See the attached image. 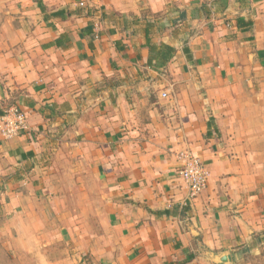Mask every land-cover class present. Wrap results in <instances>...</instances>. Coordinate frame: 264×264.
<instances>
[{
    "label": "crops",
    "instance_id": "crops-1",
    "mask_svg": "<svg viewBox=\"0 0 264 264\" xmlns=\"http://www.w3.org/2000/svg\"><path fill=\"white\" fill-rule=\"evenodd\" d=\"M13 106L0 235L28 264H264V0H0Z\"/></svg>",
    "mask_w": 264,
    "mask_h": 264
},
{
    "label": "built area",
    "instance_id": "built-area-1",
    "mask_svg": "<svg viewBox=\"0 0 264 264\" xmlns=\"http://www.w3.org/2000/svg\"><path fill=\"white\" fill-rule=\"evenodd\" d=\"M84 7V2L79 3ZM163 98L166 93H162ZM27 116L18 107H10L0 116V139L11 140L27 131ZM180 166L177 171L180 180L187 188L189 198L197 196L207 188L209 173L205 164L191 152L185 151L178 155Z\"/></svg>",
    "mask_w": 264,
    "mask_h": 264
},
{
    "label": "rangeland",
    "instance_id": "rangeland-1",
    "mask_svg": "<svg viewBox=\"0 0 264 264\" xmlns=\"http://www.w3.org/2000/svg\"><path fill=\"white\" fill-rule=\"evenodd\" d=\"M1 222V219H0ZM5 239V240H4ZM29 258L17 249L10 237L0 235V264H28Z\"/></svg>",
    "mask_w": 264,
    "mask_h": 264
}]
</instances>
